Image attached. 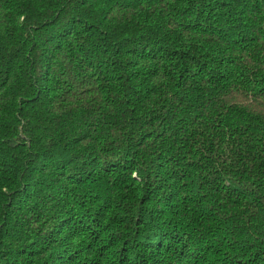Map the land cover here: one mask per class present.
I'll return each mask as SVG.
<instances>
[{
	"label": "trees",
	"instance_id": "16d2710c",
	"mask_svg": "<svg viewBox=\"0 0 264 264\" xmlns=\"http://www.w3.org/2000/svg\"><path fill=\"white\" fill-rule=\"evenodd\" d=\"M0 264H264V0H0Z\"/></svg>",
	"mask_w": 264,
	"mask_h": 264
}]
</instances>
